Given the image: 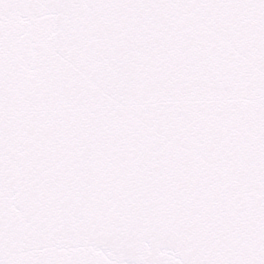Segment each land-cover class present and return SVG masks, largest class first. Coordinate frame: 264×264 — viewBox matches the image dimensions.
<instances>
[{
	"label": "snow or ice",
	"instance_id": "1",
	"mask_svg": "<svg viewBox=\"0 0 264 264\" xmlns=\"http://www.w3.org/2000/svg\"><path fill=\"white\" fill-rule=\"evenodd\" d=\"M0 264H264V0H0Z\"/></svg>",
	"mask_w": 264,
	"mask_h": 264
}]
</instances>
